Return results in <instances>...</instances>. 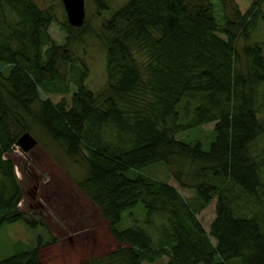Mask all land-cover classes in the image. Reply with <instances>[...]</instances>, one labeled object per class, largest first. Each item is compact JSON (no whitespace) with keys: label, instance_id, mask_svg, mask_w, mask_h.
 I'll use <instances>...</instances> for the list:
<instances>
[{"label":"trees","instance_id":"obj_1","mask_svg":"<svg viewBox=\"0 0 264 264\" xmlns=\"http://www.w3.org/2000/svg\"><path fill=\"white\" fill-rule=\"evenodd\" d=\"M94 1L108 9L107 0ZM213 5L127 0L105 21L107 82L95 92L85 84L88 68L70 52L87 22L75 27L66 15L61 45L49 9L0 0V233L6 224H42L21 209L23 186L6 157L30 130L26 115L86 164L77 183L117 241L79 264H264V50L251 41L264 0L223 23ZM42 94L63 97L54 103ZM213 122L208 149L183 137ZM157 163L184 167L175 177L192 197L145 172ZM214 198L208 232L198 214ZM140 205L143 221L123 226ZM41 249L38 242L0 264H43Z\"/></svg>","mask_w":264,"mask_h":264},{"label":"rangeland","instance_id":"obj_2","mask_svg":"<svg viewBox=\"0 0 264 264\" xmlns=\"http://www.w3.org/2000/svg\"><path fill=\"white\" fill-rule=\"evenodd\" d=\"M34 1L54 14L55 20L50 27V33L56 42L65 44L67 32L62 23L67 14L63 1ZM107 1L108 9L99 11L94 0H85L87 26L81 39L70 48L71 54L88 68L85 84L95 92L103 89L107 82L108 33L104 29L105 21L127 0ZM212 1L214 13L220 23H223L225 17L233 16L236 11L245 14L253 3V0H223L224 3L221 0ZM221 36L227 38L225 35ZM238 41L237 48L242 52L245 41L243 37ZM251 41L259 42L264 50V21H259L257 28L252 31ZM6 71V67L1 69L2 74ZM2 77L4 78V75ZM71 96L69 94L66 97L70 100ZM42 97L57 103L63 96L42 94ZM17 108L19 109L18 106ZM24 116L30 129L26 132L36 139L37 145L29 152H24L18 143L14 144L12 152L7 153L6 157L14 162L17 178L23 186L24 201L21 209L27 216H33L42 224L35 228L23 221L4 225L0 233V258L29 249L38 242L42 243L40 257L43 264H79L91 257L109 253L117 246V241L97 206L77 183L87 175L86 164L78 163L67 155L62 143L52 139L33 119ZM259 116L264 120V111H261ZM215 124L216 122H213L190 130L184 133L183 137L187 140L199 139L208 149L214 138ZM259 140L264 145V138ZM178 169L185 171L184 167L157 163L145 169V172L174 185L185 197L191 198L193 192L182 188L175 177ZM215 205L216 198L198 214L208 232L216 216ZM143 219V209L140 205L132 212L125 213L122 225H131L133 221L140 223Z\"/></svg>","mask_w":264,"mask_h":264},{"label":"water","instance_id":"obj_3","mask_svg":"<svg viewBox=\"0 0 264 264\" xmlns=\"http://www.w3.org/2000/svg\"><path fill=\"white\" fill-rule=\"evenodd\" d=\"M67 13L69 23L75 27H81L86 21L85 0H62ZM19 145L24 152H29L37 145L36 139L28 132L19 138Z\"/></svg>","mask_w":264,"mask_h":264}]
</instances>
